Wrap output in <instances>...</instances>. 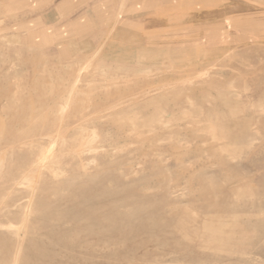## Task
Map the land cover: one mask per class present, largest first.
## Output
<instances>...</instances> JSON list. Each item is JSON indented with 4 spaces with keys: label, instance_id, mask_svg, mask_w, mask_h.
<instances>
[{
    "label": "rangeland",
    "instance_id": "rangeland-1",
    "mask_svg": "<svg viewBox=\"0 0 264 264\" xmlns=\"http://www.w3.org/2000/svg\"><path fill=\"white\" fill-rule=\"evenodd\" d=\"M0 264H264V0H0Z\"/></svg>",
    "mask_w": 264,
    "mask_h": 264
}]
</instances>
